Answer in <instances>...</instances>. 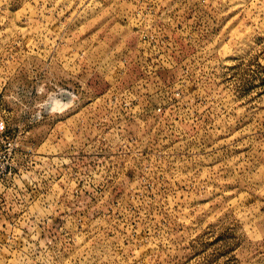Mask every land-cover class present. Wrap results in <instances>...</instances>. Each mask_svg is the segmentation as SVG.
I'll return each mask as SVG.
<instances>
[{
  "label": "rangeland",
  "instance_id": "obj_1",
  "mask_svg": "<svg viewBox=\"0 0 264 264\" xmlns=\"http://www.w3.org/2000/svg\"><path fill=\"white\" fill-rule=\"evenodd\" d=\"M0 130V264H264V0H0Z\"/></svg>",
  "mask_w": 264,
  "mask_h": 264
},
{
  "label": "built area",
  "instance_id": "obj_2",
  "mask_svg": "<svg viewBox=\"0 0 264 264\" xmlns=\"http://www.w3.org/2000/svg\"><path fill=\"white\" fill-rule=\"evenodd\" d=\"M161 18L159 16H150L146 18L144 24L136 26L135 32L138 36V44L141 49V54L138 56L136 63L142 68L146 70L148 73L156 75L157 70H167V67H172L175 63L173 58L171 57L170 51L167 50V46L170 45L171 37L167 34V20ZM144 20V19H143ZM127 59L124 58L122 63H126ZM159 77H155L156 85H165L167 81L162 82V80L158 79ZM166 98H163V102H165ZM163 109V104L158 103L155 110L157 112H161ZM13 141L10 140L7 136L2 135V131L0 130V144H2L8 153L11 149ZM2 168V165H0Z\"/></svg>",
  "mask_w": 264,
  "mask_h": 264
}]
</instances>
